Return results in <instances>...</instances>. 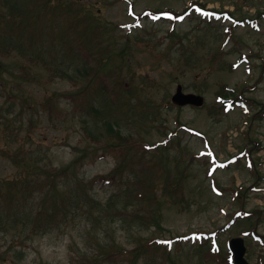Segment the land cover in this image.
Returning <instances> with one entry per match:
<instances>
[{"label":"rangeland","instance_id":"obj_1","mask_svg":"<svg viewBox=\"0 0 264 264\" xmlns=\"http://www.w3.org/2000/svg\"><path fill=\"white\" fill-rule=\"evenodd\" d=\"M32 1L0 0L4 17L27 22L7 33L14 42L0 43L11 49L0 76V193L17 180L29 182L31 195L11 215L0 197V264H82L139 246L135 261L125 255L101 264H219L236 236L248 262L264 264V0H54L91 13L95 37L88 19L61 34L64 16L42 9L36 21L22 16ZM160 8L174 12L154 13ZM24 51L36 57L27 68ZM95 68L108 88L89 95L99 113L82 112L93 132L109 120L148 144L170 135L164 149L131 151L134 168L125 165L113 180L118 161L104 149L90 151L83 117L65 96ZM177 84L204 104H173ZM223 84L242 97L218 111ZM83 154L58 182L76 206L67 200L56 225L34 229L44 200L34 173ZM177 183L183 198L170 193ZM152 239L164 242L148 246Z\"/></svg>","mask_w":264,"mask_h":264},{"label":"trees","instance_id":"obj_2","mask_svg":"<svg viewBox=\"0 0 264 264\" xmlns=\"http://www.w3.org/2000/svg\"><path fill=\"white\" fill-rule=\"evenodd\" d=\"M29 9L20 12L22 16H28L31 13V17L35 19H38L39 11L40 9L48 11L51 13V17L57 20L59 16H64V20L66 21L67 27L63 29L61 34H64L68 31H78V29L74 28L76 26H80V22L84 19H88L91 21L92 30L91 33L95 36H98L99 28L96 27L97 24L94 21V17L91 13L83 12L82 15H80L79 10L74 9L71 5H66L63 1L62 2H56L54 0H40L39 2L37 0H33L30 5L28 6ZM69 12H72L73 14H70ZM35 15V16H34ZM82 17V18H81ZM0 19L2 22H4V27L0 28V43L5 42H14V39L7 40L6 35L8 32H13L17 28L20 27L21 22L17 21L15 18H13L10 14H7L5 17L0 13ZM94 25L93 24V22ZM35 24L37 22H34ZM33 23V24H34ZM33 24H31L33 26ZM1 25V24H0ZM27 25L26 23H23L21 26L25 27ZM7 28H10L7 29ZM79 29V31H80ZM81 33V32H80ZM78 34V33H76ZM22 35L24 36V32H22ZM79 35V34H78ZM77 35V36H78ZM31 38L34 37V34L32 35H26L25 38ZM10 38V37H9ZM32 40V39H30ZM36 41V39H34ZM32 46V45H31ZM123 51V50H122ZM120 51L117 54L122 53ZM11 54V49L7 46L0 47V76H2L3 70L6 69V67L3 64V59L7 58ZM86 58L88 57V54H85ZM24 65L22 68H27L28 63L33 62L36 57L34 56L33 52L30 53L24 51L23 52ZM216 59V56H214ZM30 67H33V65H30ZM48 68L49 65H47ZM32 69V68H31ZM86 71V70H85ZM32 72H30L28 75H31ZM88 73L83 78V81L80 84H77V88L74 91H71L72 93L65 94L67 98L70 99V101L73 103L74 110L77 111V113L83 117V122L85 125H83V130L86 133L87 137L90 138V141L94 144L92 149L90 151L96 152L98 149H104L105 151L111 153L117 162V165L115 168L110 172L108 179L113 180L117 175H120L122 173V170L124 166H130L132 169L134 168V160L129 159V154L131 151H143L150 152L151 150L155 149L157 151L161 150L160 145L162 148H166L168 144L170 143V136L168 135L166 138L161 140L160 142H156L154 144H148L143 138L135 137L132 134H125L121 131L119 127L116 126L115 123L111 121L104 120V127L102 128L103 131L99 133H95L91 130V128L88 126V122L86 121V115L89 113V109H93L96 112L99 111L98 108H96L93 104L90 103L89 95L91 96V91H96L98 93H102L103 90H107L108 86L106 83V75L103 73H100L99 68H95L92 72V76L88 77ZM24 76H28L26 72H23ZM117 86H121L120 81H116ZM127 92L129 91V94L132 95L131 89L128 87H123ZM221 90H218L216 95L219 98H224V100L230 96L233 95L234 98H237L238 95H235L234 90L227 88L226 85H222L220 88ZM117 94L122 93V91H117ZM115 97V96H114ZM80 100L81 103L84 105L82 106L79 104L77 105V101ZM225 110V105L222 103L220 105V108H218V111ZM80 112V113H79ZM82 112H85L86 115L82 114ZM99 113V112H98ZM99 118V115L96 116V120ZM95 120V121H96ZM174 133V132H173ZM172 133V134H173ZM90 146V145H89ZM89 146L86 147V151H89ZM83 157H85V154L79 155L75 157L72 161H70L69 164L66 166L60 168V169H53V170H47V167H38V172H35L34 174L37 176L36 181H41L42 185H40V190H44V200L42 202L41 207L38 209V213H35L33 215V218L35 220L34 222V229H45L52 227L56 225L55 223L56 219H62L64 216V211L67 206V200L69 205L72 207L76 206V199L71 196V194L67 193H61L59 192V185L58 182L62 179V177L66 178L68 175V172L77 164L79 163ZM128 160V161H127ZM141 161V160H140ZM181 184L177 183L173 189L170 191L172 194H177L178 197H182V192L179 191V186ZM47 186V189L45 190V187ZM25 188H29V182L26 181ZM19 181L16 180L13 182H8V188L5 192L0 193V197L5 204V207L2 211H6L8 215H11L8 211L9 209L14 208V204L19 205L22 199L26 198L27 200L30 198V191L25 190ZM33 187V186H32ZM59 189V190H58ZM70 192V191H67ZM146 193H149L148 191ZM146 193L139 194V196H144ZM180 193V194H179ZM150 194V193H149ZM152 196V195H151ZM150 199H152L150 197ZM60 201L64 203V205L60 204ZM48 203V205H47ZM108 206H112V200L108 201ZM15 209V208H14ZM61 217V218H60ZM46 219V220H45ZM48 219V220H47ZM156 241H147L146 244L148 246H152ZM142 249L141 246L136 247L131 250H125L123 248H114L109 250L103 258H99L95 261H88L84 262L82 264H101L102 261L105 259L109 260L110 262L116 261V259L119 256H128L131 257L135 261L138 257L139 252ZM213 253H216L215 251ZM219 264H232L231 261V254L229 252H226L222 257H220Z\"/></svg>","mask_w":264,"mask_h":264},{"label":"water","instance_id":"obj_3","mask_svg":"<svg viewBox=\"0 0 264 264\" xmlns=\"http://www.w3.org/2000/svg\"><path fill=\"white\" fill-rule=\"evenodd\" d=\"M172 101L179 105L194 104L200 106L203 104V96L194 93H184L182 86L177 85L176 92L172 96ZM229 248L233 253L234 264H249L244 258L245 246L241 237H234L229 242Z\"/></svg>","mask_w":264,"mask_h":264}]
</instances>
